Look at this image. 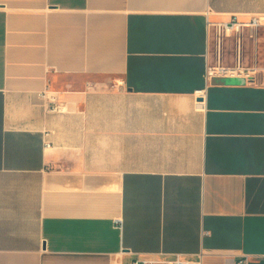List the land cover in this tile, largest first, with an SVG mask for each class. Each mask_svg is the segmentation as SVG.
<instances>
[{
  "label": "crops",
  "instance_id": "1",
  "mask_svg": "<svg viewBox=\"0 0 264 264\" xmlns=\"http://www.w3.org/2000/svg\"><path fill=\"white\" fill-rule=\"evenodd\" d=\"M234 15L264 67V0H0V264H264V83L206 81Z\"/></svg>",
  "mask_w": 264,
  "mask_h": 264
},
{
  "label": "built area",
  "instance_id": "2",
  "mask_svg": "<svg viewBox=\"0 0 264 264\" xmlns=\"http://www.w3.org/2000/svg\"><path fill=\"white\" fill-rule=\"evenodd\" d=\"M263 24L262 18L259 16H253L249 21H242L238 16L234 15L229 21L221 23L208 22V29L213 28V37L216 43V55L217 63L208 65L206 71V81L209 83L214 77L224 78H242L248 83H264V67L245 66L241 62V58L238 54L236 64L227 65L223 64L221 57L223 54L224 46L227 40L235 39L238 44L245 29L254 30ZM205 90H199L197 104L203 105L205 99ZM44 97L49 99L51 104V110L55 112H63V104L59 99V95L56 92L46 90L43 93ZM118 225L122 224V221H117ZM134 264H193L191 261L184 260L180 255H177L175 259L168 261H161L156 259H146L138 257ZM197 264H201L198 262ZM236 264H250L248 256H242Z\"/></svg>",
  "mask_w": 264,
  "mask_h": 264
},
{
  "label": "rangeland",
  "instance_id": "3",
  "mask_svg": "<svg viewBox=\"0 0 264 264\" xmlns=\"http://www.w3.org/2000/svg\"><path fill=\"white\" fill-rule=\"evenodd\" d=\"M214 52H215V54H216V46H215L214 43H213L212 54H214ZM215 56H217V55H215Z\"/></svg>",
  "mask_w": 264,
  "mask_h": 264
}]
</instances>
